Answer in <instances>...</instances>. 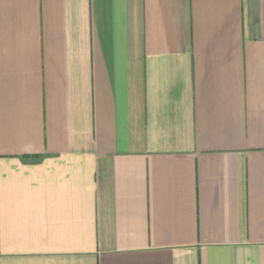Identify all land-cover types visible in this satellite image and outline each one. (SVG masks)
I'll return each mask as SVG.
<instances>
[{
	"label": "crops",
	"instance_id": "obj_1",
	"mask_svg": "<svg viewBox=\"0 0 264 264\" xmlns=\"http://www.w3.org/2000/svg\"><path fill=\"white\" fill-rule=\"evenodd\" d=\"M0 264H264V0H0Z\"/></svg>",
	"mask_w": 264,
	"mask_h": 264
}]
</instances>
